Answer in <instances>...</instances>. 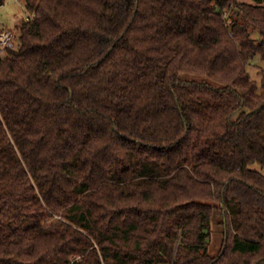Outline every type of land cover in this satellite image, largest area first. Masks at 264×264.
<instances>
[{
	"label": "trees",
	"instance_id": "1",
	"mask_svg": "<svg viewBox=\"0 0 264 264\" xmlns=\"http://www.w3.org/2000/svg\"><path fill=\"white\" fill-rule=\"evenodd\" d=\"M23 3L0 264H264V0Z\"/></svg>",
	"mask_w": 264,
	"mask_h": 264
},
{
	"label": "rangeland",
	"instance_id": "2",
	"mask_svg": "<svg viewBox=\"0 0 264 264\" xmlns=\"http://www.w3.org/2000/svg\"><path fill=\"white\" fill-rule=\"evenodd\" d=\"M27 16V12L24 9L23 0H5L3 6L0 7V29L9 28L16 30V25L19 24ZM248 73L252 80L256 81L260 86L261 76L259 72L264 70V60L258 57L250 61L247 66ZM201 80L200 78H191ZM219 217L215 216L212 223V232L210 240V252L214 253L218 249V245L221 241V228L217 225Z\"/></svg>",
	"mask_w": 264,
	"mask_h": 264
},
{
	"label": "built area",
	"instance_id": "3",
	"mask_svg": "<svg viewBox=\"0 0 264 264\" xmlns=\"http://www.w3.org/2000/svg\"><path fill=\"white\" fill-rule=\"evenodd\" d=\"M17 46V34L9 28L0 29V58H2L8 49H15Z\"/></svg>",
	"mask_w": 264,
	"mask_h": 264
}]
</instances>
